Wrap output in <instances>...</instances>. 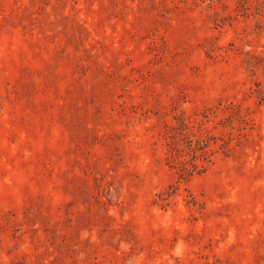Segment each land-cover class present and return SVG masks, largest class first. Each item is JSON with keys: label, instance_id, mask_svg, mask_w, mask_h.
<instances>
[{"label": "rangeland", "instance_id": "obj_1", "mask_svg": "<svg viewBox=\"0 0 264 264\" xmlns=\"http://www.w3.org/2000/svg\"><path fill=\"white\" fill-rule=\"evenodd\" d=\"M0 264H264V0H0Z\"/></svg>", "mask_w": 264, "mask_h": 264}, {"label": "trees", "instance_id": "obj_2", "mask_svg": "<svg viewBox=\"0 0 264 264\" xmlns=\"http://www.w3.org/2000/svg\"><path fill=\"white\" fill-rule=\"evenodd\" d=\"M183 131L184 128L180 135H182ZM180 135H173L168 151V161L178 169L180 177L190 178L196 173L204 171L206 169V163L210 162L207 151L208 138H193L190 135H184L186 137L180 138ZM181 140L185 142V148L179 147Z\"/></svg>", "mask_w": 264, "mask_h": 264}]
</instances>
